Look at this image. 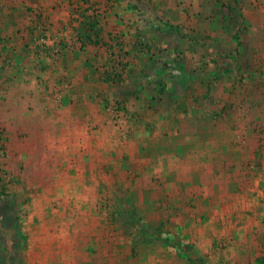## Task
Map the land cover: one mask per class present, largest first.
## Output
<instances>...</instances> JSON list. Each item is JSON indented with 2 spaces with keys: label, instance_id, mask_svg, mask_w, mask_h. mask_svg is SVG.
I'll list each match as a JSON object with an SVG mask.
<instances>
[{
  "label": "rangeland",
  "instance_id": "374dc122",
  "mask_svg": "<svg viewBox=\"0 0 264 264\" xmlns=\"http://www.w3.org/2000/svg\"><path fill=\"white\" fill-rule=\"evenodd\" d=\"M117 3L69 75L0 54V264H264V0Z\"/></svg>",
  "mask_w": 264,
  "mask_h": 264
},
{
  "label": "crops",
  "instance_id": "0c3cea01",
  "mask_svg": "<svg viewBox=\"0 0 264 264\" xmlns=\"http://www.w3.org/2000/svg\"><path fill=\"white\" fill-rule=\"evenodd\" d=\"M118 1L0 0V54L4 58L12 56L14 61H21L22 69L28 70L35 62H38L36 67L51 62L52 66H49L47 73L49 74L50 71L57 70L56 66L60 62L75 60L91 62L93 50L110 41L109 32L113 37L111 43L123 41L132 46V43L134 44L132 22L128 13H121ZM43 36L47 42L44 47L46 52L42 51L44 48L40 42ZM81 42L84 48L81 47ZM80 44L81 46H78ZM92 45L96 47L93 48ZM76 67L77 65L73 64L66 65L53 74L55 76L61 74L63 77L62 74L69 75ZM37 69L32 67L31 71L34 73L35 70V74L40 75V69ZM41 91L39 86V93ZM244 184L245 197L250 196L249 200L252 201L253 190H247V186H250L248 181L245 180ZM262 194L263 192L261 196ZM258 220L264 234V210Z\"/></svg>",
  "mask_w": 264,
  "mask_h": 264
},
{
  "label": "built area",
  "instance_id": "2783aa9c",
  "mask_svg": "<svg viewBox=\"0 0 264 264\" xmlns=\"http://www.w3.org/2000/svg\"><path fill=\"white\" fill-rule=\"evenodd\" d=\"M40 42H41L42 44L46 45L47 42H46V39L44 38V36L41 38ZM52 45H54V44L52 43ZM54 52L56 53L57 50H54Z\"/></svg>",
  "mask_w": 264,
  "mask_h": 264
}]
</instances>
